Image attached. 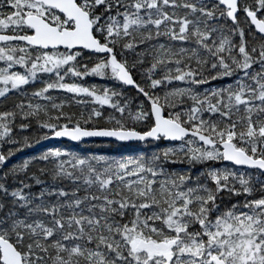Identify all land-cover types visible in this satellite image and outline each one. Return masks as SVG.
<instances>
[{"label": "snow or ice", "instance_id": "1", "mask_svg": "<svg viewBox=\"0 0 264 264\" xmlns=\"http://www.w3.org/2000/svg\"><path fill=\"white\" fill-rule=\"evenodd\" d=\"M0 264H264V0H0Z\"/></svg>", "mask_w": 264, "mask_h": 264}, {"label": "trees", "instance_id": "2", "mask_svg": "<svg viewBox=\"0 0 264 264\" xmlns=\"http://www.w3.org/2000/svg\"><path fill=\"white\" fill-rule=\"evenodd\" d=\"M85 83L88 85L96 84L97 86H103L107 82L99 81L98 79H96L94 77H89V78H86ZM132 91L134 92V90H132ZM53 95H57V93H53ZM61 95H63V94H61ZM73 110L77 111V112L79 111L78 108H74ZM55 144H57V143H55ZM64 144H68V143H64ZM166 145H167V143H164L161 145V147L166 146ZM84 147L91 148L92 150L100 152V153L113 154V149L108 147L105 143H101V142H89L87 145H84ZM149 150H151V148ZM32 151H33L32 149H26L25 154H31ZM176 167L177 168H184L186 166L177 165ZM194 172H195V170H194Z\"/></svg>", "mask_w": 264, "mask_h": 264}, {"label": "water", "instance_id": "3", "mask_svg": "<svg viewBox=\"0 0 264 264\" xmlns=\"http://www.w3.org/2000/svg\"><path fill=\"white\" fill-rule=\"evenodd\" d=\"M101 142L100 141V138H90V142ZM63 143H70V142H68L66 139L65 140H63L62 141ZM55 143H58L57 141H55V140H53V141H44L43 143H42V145L41 146H39V147H42V146H45V145H49V144H55ZM165 143H168V142H165Z\"/></svg>", "mask_w": 264, "mask_h": 264}]
</instances>
